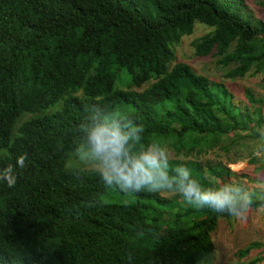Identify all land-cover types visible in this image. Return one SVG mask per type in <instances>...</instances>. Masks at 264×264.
Listing matches in <instances>:
<instances>
[{"label": "trees", "instance_id": "trees-1", "mask_svg": "<svg viewBox=\"0 0 264 264\" xmlns=\"http://www.w3.org/2000/svg\"><path fill=\"white\" fill-rule=\"evenodd\" d=\"M250 6L264 11V0H0V170H15L14 186L0 181V264H201L212 256L220 221H233L227 213L196 210L179 193L115 185L144 201L104 203L111 187L99 171L66 165L106 120L142 126L132 151L167 148L170 176L184 166L205 189L232 185L253 210L264 205V189L249 186L255 180L207 159L232 152L228 162L264 169V99L248 88L245 102L235 100L224 82L176 62L175 51L199 24L208 32L191 43L194 58H213L225 80L263 85L264 21ZM254 250L248 264H258L261 242L237 255Z\"/></svg>", "mask_w": 264, "mask_h": 264}, {"label": "clouds", "instance_id": "clouds-1", "mask_svg": "<svg viewBox=\"0 0 264 264\" xmlns=\"http://www.w3.org/2000/svg\"><path fill=\"white\" fill-rule=\"evenodd\" d=\"M142 131V126L135 127L130 122L122 127L117 119L106 120L90 131L88 148L83 155L96 162L100 178L108 187L115 185L121 192L132 189L137 193L142 190L179 193L196 210L227 213L230 220L247 222L254 208L249 194L232 185H224L215 191L205 189L184 166L177 167L176 175L170 176L167 148L154 143L140 152L132 151L130 141L138 142L140 136L137 133ZM26 158V155L19 156L17 166L24 167ZM0 181L14 186L12 165L0 170ZM259 207L264 210V205Z\"/></svg>", "mask_w": 264, "mask_h": 264}, {"label": "rangeland", "instance_id": "rangeland-1", "mask_svg": "<svg viewBox=\"0 0 264 264\" xmlns=\"http://www.w3.org/2000/svg\"><path fill=\"white\" fill-rule=\"evenodd\" d=\"M250 7H252L251 9H253L256 16L264 21V11L256 9L255 6ZM207 32L208 29L206 27L198 24L190 36L182 38L181 43L175 48L176 62L188 64L198 74H202L215 82H224L233 94L235 100L237 99L238 101L245 102L244 91L248 88L252 89L264 99V84L262 85L263 80L261 78L248 77L236 81L225 80L222 71L215 65L213 58L197 59L193 57L191 43ZM122 77H125V75H122ZM116 88L124 89L125 82H121V79H118L116 81ZM83 151L84 150H80L76 155H72L66 165H68L69 168L73 166V168L83 170H97L96 163L94 162H87L84 165L80 164L81 159L84 157ZM168 156H170V154H168ZM76 158L77 161H74ZM228 158L235 159L236 157L232 152L226 154L218 150L210 152L207 156L208 160L221 162L223 165L226 164L231 171L235 173H244L255 180L253 183H250V187L264 189V169L258 171L255 165L248 164V159L230 163L228 162ZM159 194L168 199L175 198L178 195L177 193L173 194L168 191H162L159 192ZM101 200L104 203L123 205H132L138 201H144L139 200V197L131 193L120 194L115 192L113 187L108 189L106 193L101 196ZM254 241L264 244V210L262 209L250 212L247 222H237L233 220L228 223L221 220L216 233L213 235L214 253L201 264H248L251 260L259 256L260 250H254L244 258L238 257L237 253L247 244ZM258 264H264V259Z\"/></svg>", "mask_w": 264, "mask_h": 264}]
</instances>
